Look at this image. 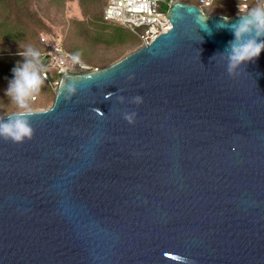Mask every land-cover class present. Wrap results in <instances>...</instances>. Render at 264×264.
Instances as JSON below:
<instances>
[{
  "label": "water",
  "instance_id": "95a60500",
  "mask_svg": "<svg viewBox=\"0 0 264 264\" xmlns=\"http://www.w3.org/2000/svg\"><path fill=\"white\" fill-rule=\"evenodd\" d=\"M166 15L0 139V264H264V51L229 76L238 15Z\"/></svg>",
  "mask_w": 264,
  "mask_h": 264
},
{
  "label": "clouds",
  "instance_id": "9594fccd",
  "mask_svg": "<svg viewBox=\"0 0 264 264\" xmlns=\"http://www.w3.org/2000/svg\"><path fill=\"white\" fill-rule=\"evenodd\" d=\"M213 3L214 0H207L209 7ZM237 9L239 19L228 25L234 39L220 54L225 58L229 76L236 74V69L259 58L264 51V0H255L251 6L248 3L242 5L238 0ZM222 19L227 22L229 18ZM17 55L23 58V62L13 68V79L8 82L5 96L18 111L7 119L0 118V139L22 144L26 140L30 141L34 135L28 117L32 115L31 102L41 94L47 69L41 51L32 45L25 46ZM72 60L80 63L79 54H74ZM74 91L73 87H68L69 93ZM111 95L112 93H108L105 99ZM140 99L139 96L135 97L137 101ZM95 111L99 112L98 109Z\"/></svg>",
  "mask_w": 264,
  "mask_h": 264
},
{
  "label": "trees",
  "instance_id": "16d2710c",
  "mask_svg": "<svg viewBox=\"0 0 264 264\" xmlns=\"http://www.w3.org/2000/svg\"><path fill=\"white\" fill-rule=\"evenodd\" d=\"M56 4H63L65 1L71 0H50ZM83 14H87L91 17L87 23L83 21H74V27L77 36H81L88 43L93 44H129L135 43L136 40L127 33L119 32L113 26L115 24L110 22H105L102 18L103 8L105 5V0H76ZM103 2V3H102ZM214 0L211 7L203 9L205 15H220L223 17H231L235 14V9L233 6V0ZM31 0H0V41L5 44L10 43H24L26 45H32L39 49L43 56V62L46 63L44 56V47L40 42V37L42 35L49 36L57 41V37L49 32H39L33 36V40L25 42V36L27 27L30 26L32 22H35L37 15L34 10L30 9ZM214 9V10H213ZM228 14L225 16V14ZM223 14V15H222ZM94 19V20H93ZM31 21V23L29 22ZM40 25L42 23L39 22ZM43 28V27H42ZM126 30V29H125ZM128 31V30H127ZM24 38L21 40V38ZM74 36V33H73ZM32 38V37H31ZM24 40V41H23ZM139 41V40H138ZM62 52L65 56L72 58L75 53V48L73 51L65 50L61 45ZM19 51L11 52H0V82L8 84V82L13 79V68H15L19 63L23 62V58L17 55ZM81 64L90 67V70L97 67L87 65L80 61ZM55 77H59L55 75ZM51 96L53 92L47 87ZM44 91V88H42ZM8 102L10 99L6 96ZM39 102V101H38ZM35 107L32 108L34 110ZM6 111V110H5ZM7 112V111H6ZM15 113L8 112L7 114ZM6 114V115H7Z\"/></svg>",
  "mask_w": 264,
  "mask_h": 264
},
{
  "label": "rangeland",
  "instance_id": "374dc122",
  "mask_svg": "<svg viewBox=\"0 0 264 264\" xmlns=\"http://www.w3.org/2000/svg\"><path fill=\"white\" fill-rule=\"evenodd\" d=\"M226 1L231 4L230 0ZM30 9L35 11L37 18L35 19V22L31 23V21H29L31 24L27 27L25 42L33 40V36L39 32L52 33L57 37V42L62 45L65 50L73 51L74 47L76 50L73 54L78 53L81 62L97 67V69H101L112 64L126 54L133 52L140 47L138 40H136L135 43L125 45H104L89 42L87 43L81 36H77L73 22L83 21L87 23L90 21L89 19H91V17L82 13V10L76 0L65 1L63 4H56L50 0H31ZM227 15L228 14L226 13L225 16ZM39 22L42 23V25H40ZM113 27L119 32L127 33L132 38H136L134 34L116 24ZM23 38L24 36L21 40ZM25 46L27 45L24 43L22 44L21 42L5 44L0 41V52L22 51ZM7 87L8 84L0 82V117L6 115L10 111H18L16 106L11 104V102H8L6 99L5 91ZM43 88L44 95H41L39 102L36 105H31V108L41 107L45 109L51 105L54 94L51 96L45 83Z\"/></svg>",
  "mask_w": 264,
  "mask_h": 264
},
{
  "label": "built area",
  "instance_id": "2783aa9c",
  "mask_svg": "<svg viewBox=\"0 0 264 264\" xmlns=\"http://www.w3.org/2000/svg\"><path fill=\"white\" fill-rule=\"evenodd\" d=\"M240 2L242 5L248 3L251 6L255 0H240ZM173 4L194 5L202 12L203 9L209 8L207 0H105L102 18L105 22L114 23L134 34L140 46H143L148 45L158 31L165 33L168 30L165 26L170 23L166 13ZM237 4L238 0H233L234 15H238ZM40 42L43 44L46 59L45 84L53 93L58 88L61 76L80 75L92 71L90 67L74 63L72 58L65 56L61 45L55 39L42 35ZM41 95H44L43 90L31 105H36ZM42 109L44 108L36 107L34 110Z\"/></svg>",
  "mask_w": 264,
  "mask_h": 264
}]
</instances>
